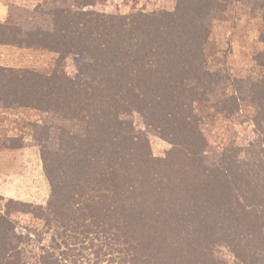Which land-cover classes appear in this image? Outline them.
<instances>
[{"label": "rangeland", "instance_id": "obj_1", "mask_svg": "<svg viewBox=\"0 0 264 264\" xmlns=\"http://www.w3.org/2000/svg\"><path fill=\"white\" fill-rule=\"evenodd\" d=\"M42 1L23 2L29 5L26 8H33ZM177 5L180 12L192 9L187 20L179 22L180 28L193 26L202 39L208 27L207 51L200 55L199 43L192 45L201 56L196 59L193 72L187 73L194 92L187 90L184 96L179 87L174 92L159 89V103L154 109H147L134 92L123 86L112 87L102 81L98 83L100 89L89 87L91 77L85 79L81 71L92 70L87 66L91 58L85 48L81 54L69 53L58 66L61 75L55 78L49 72L52 75L50 69L59 57L57 53L21 49L13 59H0L5 65L23 68L22 72L24 68L37 70L33 74L21 73V80L0 78L3 89L13 94L5 96L3 104H16L0 108V196L35 207L46 205L52 190L48 171L55 179L62 177L60 164L76 161L82 152L88 153L90 164L84 167L85 171L93 170L95 177L104 169L111 150L104 142L111 139L117 142L118 171L112 174L107 169L110 174L84 184L82 191L89 188L99 201L103 194L95 192L92 185L100 181L104 188L110 186L114 200L101 198L95 210L101 214L105 207L110 208L104 221H108L112 231L104 236L117 237L113 234L116 233L128 240L137 257L136 263L132 260L129 264H156L152 255L160 253H168L167 261L174 263V246L180 237L191 239L187 232L196 237V250L191 253L205 260L201 261L203 264H231L239 262L237 253L254 250L249 247L250 241L238 242L237 236L234 238L236 228L228 233L217 226L195 235L182 219L186 216L190 222L211 220L212 227L213 220L221 218L227 205L253 202L250 189L260 200L264 195V97L260 91L256 97L249 91L253 83L264 80V0H96L84 9L125 15L143 12L156 17L153 21L157 22L160 13L172 12ZM97 54L106 57L102 51ZM94 78L96 85L99 77ZM110 127L122 131V136L110 134ZM194 140L200 146L199 157L203 156L207 160L204 163L214 168L220 165L230 175L229 182L238 179L243 165L250 170L251 179L247 177L246 184L239 180L241 183H230L218 190L211 185L204 188L206 194L195 192L187 179ZM107 178L114 180V186L109 180L103 182ZM119 179L122 186L118 185ZM256 199L257 196L255 202ZM13 217L25 237L30 230V243L34 245L27 246L28 255L38 251L35 245L51 244L53 226L45 220L20 212ZM71 217L75 224L80 223L78 213ZM66 235V239L75 241L70 231ZM104 236L101 245L108 249ZM36 239H40L39 243ZM93 244L87 240L74 253L71 248H63L61 259L72 260V264H95L100 260L95 254L99 248L97 242L95 247ZM193 244L192 240L187 248L186 243L182 247L192 249ZM100 255L102 264H107L108 257L102 252ZM131 258L127 255L128 260ZM187 259L188 255L184 260L176 259L174 264H191Z\"/></svg>", "mask_w": 264, "mask_h": 264}, {"label": "trees", "instance_id": "obj_2", "mask_svg": "<svg viewBox=\"0 0 264 264\" xmlns=\"http://www.w3.org/2000/svg\"><path fill=\"white\" fill-rule=\"evenodd\" d=\"M95 1L43 0L33 8L11 5L8 18L0 22V45L59 54L50 69L52 75L49 72V76L53 78L61 75L58 66L69 53L81 54L82 49L85 48L87 55L91 58L87 66L91 67L92 70L81 71L85 79L91 77L88 81L89 87L100 89L101 86L98 83L102 84V81L109 82L112 87L123 86V89H130L131 93L134 92V95L141 100L140 103L147 109L157 107L159 100L156 96L160 92L159 89L174 92L176 87H179L181 91L179 93L184 96H187V90L188 93L189 91L194 92L189 85L187 73L191 74L193 72L196 59L201 57H199V54L203 55L207 51L205 49L208 44L207 39L210 31L206 26V35L201 39L197 35L198 31L191 28L193 26L189 27L187 24L186 28L179 27V22L186 21L192 9L187 11H182L181 9L180 12L177 5L172 12L160 13L158 15L160 19L158 18L157 22H154L153 20L156 17H149L143 12L125 15L84 9L86 6L94 4ZM73 2H75L74 6H72ZM197 42L199 43V54L193 50L192 46ZM98 51H102V54H105L106 57H98ZM177 54H179V57L175 56ZM182 56H184V60ZM177 57L179 60L176 59ZM20 69L14 66L0 65L1 81L13 78L21 80V73L33 74L37 71L24 68L22 72ZM94 75L99 77L96 80V85ZM263 89V79L249 87V91L253 92L255 97L257 91H260L264 97ZM12 95L11 91L3 89V85L0 83V108L8 105L3 104L5 96ZM23 96H25L24 93ZM188 98L191 99L189 94ZM13 105L16 104L8 106ZM260 112L258 111L257 114H260ZM186 121L189 120L186 118ZM110 128V134L122 136V131L117 128ZM102 141L103 138H101L100 142L102 143ZM105 143L111 146L107 163L105 162L107 167L104 164L102 172L97 173L95 177L93 170L85 171L84 167L90 164L87 160L88 153L83 155L82 152L76 161L66 160L60 164L62 177L55 179L54 176H51L52 173L48 171L52 190L46 205L35 207L28 202L11 198L5 199L0 196V264H72V260L70 262L64 257L63 260L61 259V249L68 247L74 253L87 240L92 241L94 247L96 246L95 242H97L99 251L97 250L95 254L100 260L96 261L95 264H102L100 252L108 257L105 261L107 264H129L132 260L133 263L135 262L137 258L136 252L132 250V246L128 245L129 242L126 238H121L119 234L118 237L116 233L113 234L117 237L107 238L104 236L112 231V226L108 228V221H104L110 208L105 207L101 214H97L95 210L96 204L100 202L101 198L103 200H114V195L110 192V186L109 188H104L100 181L92 185L95 188V192L99 191L103 194L99 196L101 197L99 201L95 200V196L90 194L89 188L82 191L84 184L86 185L92 180L95 181L102 174H110V170L107 169H111L112 174L117 170L116 164L120 163L117 159V142L109 139ZM192 143L196 145L195 140ZM191 147L189 153L192 157L188 167L190 177L187 179H189L195 192L201 191L206 194L207 192L204 193V188L208 189L211 185L218 190L220 187L227 186L230 183L237 184L245 181L246 184L247 177L251 179L249 176L251 174L250 170L243 165L240 167L242 169L238 179L234 176L235 178L232 182H229L230 175L225 170H222L220 165L214 168V166L204 163L207 160L205 161L203 156L202 158L199 157L198 147L200 146L198 144L196 146L191 144ZM82 150L86 151V148ZM79 169L82 172H78ZM185 174H187L186 171ZM218 176H221V178L219 179ZM222 176L224 179H222ZM109 179L107 178L103 182ZM113 181H111L112 186L115 184ZM123 184L119 179L118 185L122 186ZM91 190L92 188H90ZM250 190L253 202L249 201L247 204L243 203L236 206L227 205L223 213H220L222 214L221 218L213 220L214 225L212 227L209 224L211 220L205 222L203 219L198 220V222H190L186 216H183L184 218L182 219L186 227H192L195 235L205 234L204 232L208 231L209 228V230H212L216 229L217 226L225 232H228L231 228H236L237 230L233 232L234 238L237 236L238 242L243 240L250 241L252 245L249 247L254 250H243L241 251L243 254L237 253L235 258L239 259V262L235 261L231 264H262L264 261V236L260 237L261 234H264V195L262 200H260L255 191L253 189ZM255 196H257L256 202ZM246 198L248 196L245 194ZM207 210V216L208 212L209 216L212 215L210 214L209 206H207ZM15 212L35 214L37 218L43 219L49 226H53L51 227V229L53 228L51 244L35 245L38 251L34 255H28L27 246L30 245L32 247L34 243H30V230L26 231L28 235L26 237L22 232H19L17 220L13 217ZM75 212L80 215L79 224H75L76 220L71 219V215L75 214ZM226 221L228 224H224V222L227 223ZM182 226L186 228L183 224ZM67 231L71 232V237L75 239L74 242L71 239H66L68 238L66 235ZM255 232L257 233L255 234ZM91 234H94L95 237L90 236ZM187 235L191 239L180 237L176 246H174V242L172 243L177 248V250H173L174 255L177 256L174 259V263H176V259L184 260L187 255L188 259L186 261L191 264L205 263V260L191 253L196 250V237L188 232ZM103 236L106 240L108 239V243H106L108 249L104 244L101 245V242H104L102 240ZM203 237L206 238V235ZM39 240L36 239L35 242L39 243ZM163 240L166 241L167 239ZM192 240L194 241L192 249H183V243H186L187 248ZM167 254H151L152 260L157 261L156 264H174L171 259L167 261L165 257ZM127 255H131L133 258L128 260ZM140 256L139 258L141 259L143 255ZM223 264L230 263L224 261Z\"/></svg>", "mask_w": 264, "mask_h": 264}, {"label": "crops", "instance_id": "obj_3", "mask_svg": "<svg viewBox=\"0 0 264 264\" xmlns=\"http://www.w3.org/2000/svg\"><path fill=\"white\" fill-rule=\"evenodd\" d=\"M23 1L26 2L27 0H0V22H3L8 18L11 5H19L23 7L29 6ZM18 51L22 50L15 47L0 45V59H13ZM0 65L5 64L0 63Z\"/></svg>", "mask_w": 264, "mask_h": 264}]
</instances>
